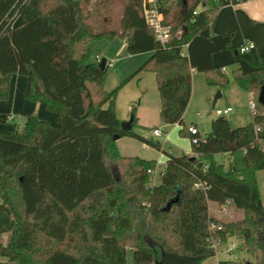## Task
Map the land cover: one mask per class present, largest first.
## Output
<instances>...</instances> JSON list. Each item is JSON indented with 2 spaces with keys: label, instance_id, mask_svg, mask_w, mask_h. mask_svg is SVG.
I'll list each match as a JSON object with an SVG mask.
<instances>
[{
  "label": "trees",
  "instance_id": "16d2710c",
  "mask_svg": "<svg viewBox=\"0 0 264 264\" xmlns=\"http://www.w3.org/2000/svg\"><path fill=\"white\" fill-rule=\"evenodd\" d=\"M116 1L121 11L111 20ZM142 1L96 0L90 8V0H0V101L8 99L11 75H25V98L57 122L28 115L21 129L0 130V212L9 216L0 226L8 233L0 264H127V250L135 264H201L216 254L208 241L212 222L222 225L216 234L223 240L242 238L252 264H264L256 181L264 169V106L257 100L264 62L235 52L231 77L255 101L252 121L233 127L223 116L212 119L192 144L194 156L165 151L158 183L149 173L155 160L123 156L116 145L129 136L158 147L132 127L122 129L115 113L119 88L141 71L155 74L159 118L167 124L183 122L193 70L208 85L228 84L212 55L232 49L231 38L202 32L222 6L242 0H157L170 29L164 46L145 23ZM93 9L107 15L99 21ZM115 37L126 40L127 54L149 56L106 90L108 64L99 67L90 44ZM132 117L135 123L134 111ZM223 153L230 171L215 158ZM224 204L243 216L218 219L210 209Z\"/></svg>",
  "mask_w": 264,
  "mask_h": 264
},
{
  "label": "crops",
  "instance_id": "0c3cea01",
  "mask_svg": "<svg viewBox=\"0 0 264 264\" xmlns=\"http://www.w3.org/2000/svg\"><path fill=\"white\" fill-rule=\"evenodd\" d=\"M18 20L20 21L21 18L18 17L17 21ZM213 34L229 36L231 38V44L233 46L232 49H225L212 55L213 64H215L216 66H222L224 67V70L225 66L228 64L232 65V67H235V52L242 44L246 42H250L254 45V48L250 51L252 56L257 60L264 62V0H242L236 3H230L222 6L215 16L211 26L202 32V35L204 36H211ZM100 43V49H96V52L93 54L92 58H99L100 60L104 57V54L109 56V58L104 57L106 58V63L108 64L104 85L106 90L112 89L117 84H119L120 81L128 77L149 56V53L127 54L126 40L118 37L110 40H102V42ZM196 73V71H192L191 97L183 114V122L181 124H169L171 129L175 126H179L180 128H187V124L184 119L186 117L187 110L189 109L192 100L194 99L196 86H200L201 81L200 77ZM13 76H15V74L11 75L10 84ZM15 78V81L17 83L16 86L18 85V83L24 85L25 80L23 77L16 76ZM10 89L11 88L9 87L8 99L9 97H11ZM212 92L213 91L210 90L209 87L203 88L204 98L211 95ZM15 96L16 91L13 97L15 98ZM250 100H252L251 94ZM1 102L3 101H0V103ZM33 103L34 106L32 108V112H37V114L40 115V118L47 120L52 126L56 127L57 122L55 121V115L53 117L52 114L45 112V107L42 103ZM228 106L231 105H227L226 107ZM159 110L160 97L157 89L156 77L155 74L151 71H141L134 77H131L119 88L117 92L115 98V113L118 119L120 121H127L132 117V112L134 111L136 122H133V130L141 136L150 139L153 143H155L158 147H152H154V149L156 148L162 154H160L159 157L156 158V156L149 151L150 149H152L151 147H149V145L129 136H123L117 139L116 145L119 153L123 156H138L144 159L155 160L156 167L153 170L152 174L155 179H157L155 183H158L160 181V172L165 168V151H169L174 155H195L192 149V145H189V142H187L186 140L187 136L188 138H190V135L186 130L182 132L184 138H182V140H180L178 145H176L175 147L177 149H180L182 154L175 153V148L172 147L169 140L166 139L167 136L165 131L159 128L161 127V122H159L161 121L159 118ZM190 124H194L197 127V122H191ZM156 129L161 131V135L154 134V130ZM153 137H160L163 140L162 142L159 139L154 140ZM168 142L169 144H167ZM166 148L167 150H165ZM163 155L164 159H162ZM217 210L212 211V214L215 217L223 221L229 220V218L225 217L223 214L226 211L223 210L217 212ZM8 221L9 216L7 222ZM7 222H5L4 224H6ZM214 256L217 258V264H220L217 253ZM203 262L201 264H203Z\"/></svg>",
  "mask_w": 264,
  "mask_h": 264
},
{
  "label": "rangeland",
  "instance_id": "374dc122",
  "mask_svg": "<svg viewBox=\"0 0 264 264\" xmlns=\"http://www.w3.org/2000/svg\"><path fill=\"white\" fill-rule=\"evenodd\" d=\"M95 1L96 0H90V8L93 7V3ZM120 11V3H118L117 1L114 2L111 10H109L108 12L109 16L111 17V20H116ZM92 12L93 16L96 17L99 21H102L107 15V12L102 10L93 9ZM100 42H102V40H94L90 44L92 55L96 52V49H100ZM103 56L109 58V56L105 54ZM233 68L234 66L232 67V65L229 64L225 66V72L228 74L230 81L224 87L208 85L206 82L205 74L202 72L196 73L200 77L201 81L200 86H196L194 99L192 100V103L189 109L187 110L186 117L184 119L187 126L191 122H197V127L199 129L200 134L205 135L210 130L211 119L217 118L219 116L215 113L214 109H224L227 105H231L235 108V111L222 115L223 117L228 119L231 126L235 127L241 124L244 125L252 121L253 115L250 109V94L240 89L237 84L232 80L231 74ZM16 76H21L24 78V85L18 83V85L16 86ZM207 87H209L210 90H212L213 92L211 95L204 98L203 88ZM10 88L11 97H9L7 101L3 100V102L0 103V130L7 131L13 130L15 128L21 129L23 121L28 115H35L39 119L47 121L45 119L40 118V115H38L37 112H32L34 103L25 98V92L27 88V77L25 75L15 74V76H13L11 79ZM15 91L16 96L14 98L13 95ZM218 92H221L222 96L217 98L214 107H212L213 99ZM45 112L52 114L54 117V113L52 111L45 109ZM159 122H161V127L159 128L165 131L167 136L166 139H168L171 143L170 145L175 148L176 145H178V143L180 142V140L184 138V135L180 133L181 128L179 126H175L171 129L169 124L166 125L167 123H164L162 121ZM153 139H159L161 142L163 140L160 137H153ZM186 140L187 142H189V145H192L191 140L190 138H188V136L186 137ZM169 142L167 144H169ZM149 147L152 148L149 151L153 155H155L156 158L159 157L160 154H162L156 148L154 149V147L150 145ZM165 150H167V148ZM175 153L182 154L181 150L177 148H175ZM215 158L217 159V161L223 162L224 169L226 171H230L232 169V163L227 153L217 154ZM162 159H164V155L162 156ZM152 180L153 182H155L157 179H155V177L153 176ZM256 181L261 201L264 204V169H261L256 172ZM215 210H217V212L223 211L221 210V206L213 208L211 207L210 209L211 212ZM224 211L227 212L223 213L224 216L229 218V220H235L236 218H240L243 216L242 211L236 209L233 206H226ZM7 220V214L5 212H0V226L1 224L3 225L5 222H7ZM7 240L8 233L1 232L0 243L6 244ZM231 243L236 244V247H234L231 252L226 253ZM217 256L220 262H224L225 264H244L246 262H254V256L246 251L242 238L239 236L227 237V240L223 244H220L218 246ZM127 264H135L132 258L131 250H127ZM203 264H217V258L215 256L209 257L204 260Z\"/></svg>",
  "mask_w": 264,
  "mask_h": 264
},
{
  "label": "built area",
  "instance_id": "2783aa9c",
  "mask_svg": "<svg viewBox=\"0 0 264 264\" xmlns=\"http://www.w3.org/2000/svg\"><path fill=\"white\" fill-rule=\"evenodd\" d=\"M141 10L145 18L146 25L152 31L155 39L161 45L164 46L169 40L170 29H169V26L164 23V15L157 7V0H143L141 3ZM17 18H18V15H15L14 22L17 21ZM253 48H254V45L252 43L246 42L242 44L238 50L240 52H249ZM97 59L99 60V58ZM250 109L253 114L255 111V101L253 99L250 101ZM214 110L217 115L222 116L224 114L233 112L234 108L231 106H228V107H225L224 109L215 108ZM187 130L190 134V140L192 144H198L203 139V136L200 135L199 130L197 129L196 125L189 124L187 126ZM154 134L161 135V131L156 129L154 130ZM261 148L264 151V144H262ZM149 173L151 174V179H152L153 171L149 170ZM225 207H226V204L222 205L221 210H224ZM221 230H222V225L220 223L212 222L210 224L208 241L210 242L211 246L214 248L216 253L218 252V246L225 242V240H223L219 235L216 234L217 232ZM234 247H236V244L231 243L226 253L231 252ZM220 264H223V263L220 262Z\"/></svg>",
  "mask_w": 264,
  "mask_h": 264
},
{
  "label": "water",
  "instance_id": "95a60500",
  "mask_svg": "<svg viewBox=\"0 0 264 264\" xmlns=\"http://www.w3.org/2000/svg\"><path fill=\"white\" fill-rule=\"evenodd\" d=\"M185 5V2H184ZM106 66V58H101L99 61V67L101 69H105ZM221 96V92H218L217 95L214 97L213 102H212V107H214L215 102L217 100L218 97ZM258 102L264 106V85L261 86L259 92H258V97H257ZM133 125V117H131L129 120L127 121H121V128L124 130H128L132 127ZM193 158V157H192ZM175 201H177V198L175 199ZM171 204V201L167 204V206H169ZM244 264H252L250 262H246Z\"/></svg>",
  "mask_w": 264,
  "mask_h": 264
}]
</instances>
